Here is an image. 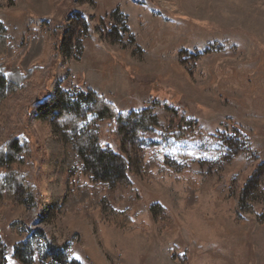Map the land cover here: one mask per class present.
<instances>
[{"label":"rangeland","instance_id":"obj_1","mask_svg":"<svg viewBox=\"0 0 264 264\" xmlns=\"http://www.w3.org/2000/svg\"><path fill=\"white\" fill-rule=\"evenodd\" d=\"M47 1L31 7L33 22L48 9L54 14L39 21L40 31L30 25L24 34L43 30L42 44L28 38L15 48L6 29L17 67L25 59L36 67L29 88L10 101L7 135L28 141L30 166L22 170L39 194L47 192L41 163L49 137L73 141L96 130L103 145L121 151L106 118L89 115L77 133L37 119L35 101L54 94L61 79L74 96L92 89L124 115L149 106L157 124L127 143L125 154L140 164L138 172L127 173L128 184L111 189L94 183L78 161L64 176L63 189L97 185L110 210L92 208L89 219L23 193L5 201L0 239L7 263L22 264L14 246L27 242L33 264H58L50 244L63 246L80 264H264V0ZM116 10L123 22L113 19ZM76 14L87 23L85 34ZM46 35L62 71L48 61L44 68L35 64ZM65 37L83 38L79 59L61 52ZM73 71L78 77L68 82ZM182 116L193 122L183 124ZM233 130L245 134L249 146L226 160L224 139ZM152 156L162 169H144ZM125 218L132 223L122 227Z\"/></svg>","mask_w":264,"mask_h":264},{"label":"trees","instance_id":"obj_2","mask_svg":"<svg viewBox=\"0 0 264 264\" xmlns=\"http://www.w3.org/2000/svg\"><path fill=\"white\" fill-rule=\"evenodd\" d=\"M76 17L79 19L81 34H85L88 27L85 19L80 14H76ZM112 17L115 21L123 22V14L117 10L112 12ZM124 29L127 31L125 27ZM82 40V37L73 41L65 37L61 52L64 50L71 59H79L83 51ZM17 58L16 51L9 42L6 28L0 21V207L7 200H18V195L23 193L34 203L40 202L60 212L83 214L89 219H92L89 214L92 208L110 210L97 185H69L67 189H63L62 180L75 161H78L82 164V171L88 174L94 183L111 189H115L119 184H128L127 173L138 172L140 164L137 158L125 154L127 143L133 138L142 137L151 126L157 124L152 108L146 106L140 111L124 115L92 89H86L74 96L68 90L58 88L54 94L36 100L33 111L37 114V119L46 123L51 122L59 129L77 133L89 115L108 119V133L121 145L120 152L103 145L96 130H84L73 141L63 139L61 136L49 137L41 163L42 176L48 186L46 194L41 196L38 187L28 180L27 173L22 170L23 167L30 166L31 151L28 141L16 134L7 135L11 127V121L7 116L10 101L22 90L29 88L31 74L36 68L29 66L30 62H27L29 59L22 60L21 69L18 68ZM8 62H11L9 69ZM181 121L185 125L193 122L191 118L185 116L181 117ZM174 136L180 139L182 134L175 133ZM224 144L226 149L224 157L231 160L247 150L249 138L239 130H233V136L225 138ZM154 167L162 169L160 161L152 156L145 163L144 169L150 171ZM190 184H193V181ZM195 189L196 184L190 187L192 197ZM259 219L264 222V213ZM131 223L129 218H125L119 225L124 227ZM50 245L58 264H80L69 259L63 246ZM14 256L22 264H33L32 248L27 242L14 246ZM0 264H8L5 245L1 239Z\"/></svg>","mask_w":264,"mask_h":264},{"label":"crops","instance_id":"obj_3","mask_svg":"<svg viewBox=\"0 0 264 264\" xmlns=\"http://www.w3.org/2000/svg\"><path fill=\"white\" fill-rule=\"evenodd\" d=\"M22 3H20V2ZM47 2V4L49 3L47 0H45ZM5 0H1L0 3H3L5 5V7L3 8L0 5V21L4 24V26L6 27V29L8 30L9 36L12 40V43L14 44L13 46L15 48H18L22 45L23 42H26V40L29 38L30 42H35L38 44V42L40 44H42L41 42V38L43 37L41 34L43 33V30L41 31V33L39 34H33L32 36H28V34L26 35V37H24L25 32L27 31V28L30 25L35 26V29H37L35 32H38L41 30L40 28H43V24L39 23L43 22L44 19H46L45 21L48 22L49 21V16L51 17L55 11L54 8L48 9L49 13H46L48 16H38L37 18H34V22L32 20V13H31V7H33L36 3V0H13L12 3L13 5H9L8 3H5ZM28 2V3H27ZM30 6H28V5ZM28 6L29 8H24L23 6ZM53 10V11H52ZM33 28V27H32ZM44 46H43V51H42V55L41 57L36 61L35 64L38 65H42L41 68H44L43 65H45L47 63V61L49 62L46 65L49 66H53V67H57L59 71H62L61 69V65H60V59L61 56L59 55L58 51H54L51 49V42H50V38L46 35L44 36ZM39 47V46H38ZM36 51V50H34ZM42 61V62H41ZM64 65H62L63 67ZM64 68H67V70H71L72 67L71 65L68 66H64ZM68 82H72L74 81L78 75L77 72L73 71L71 72L70 76H68ZM59 80L61 78H65V76L59 75ZM61 83L58 84V87L61 89L66 90V80L63 81V79L60 80ZM66 84V85H65Z\"/></svg>","mask_w":264,"mask_h":264}]
</instances>
